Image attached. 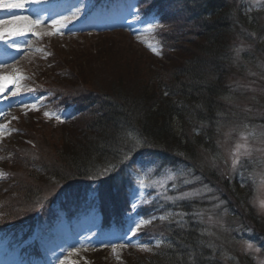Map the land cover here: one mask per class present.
<instances>
[{
  "label": "rangeland",
  "instance_id": "obj_1",
  "mask_svg": "<svg viewBox=\"0 0 264 264\" xmlns=\"http://www.w3.org/2000/svg\"><path fill=\"white\" fill-rule=\"evenodd\" d=\"M20 1L22 0H0V3ZM89 1L92 2V0ZM243 1L246 4L243 14L247 29L237 23L236 28L240 26L243 31L241 33L251 40L249 30L252 29L257 34L251 43H247L244 36L239 35L228 48L233 57L231 69L225 79L226 85L223 93L227 95L223 98L225 103L221 111L227 116L220 118L222 120L219 122L215 138L216 154L212 155L209 150H201L199 156L202 175L205 176L206 171L211 168L214 176H206L207 184H204V179L195 176L193 169L189 170L188 175L182 168L174 170L168 167H159L157 170H153L154 168L144 170L143 166L146 164L143 163L145 162H138L140 167L136 166L133 172L135 177L133 198L134 203H138L146 191L151 189L152 195L157 200L155 204L160 206L158 218L153 216L150 219L158 221H153V223H157V226L167 218L173 217V212L177 210L174 203L180 200L198 203L196 205L197 214L199 212L205 226L203 235L209 245L222 256L225 264H246L247 261L251 264H264V231H261L264 226L258 224L257 230H254L252 224H257L248 219L252 212L264 219V207H261V203L264 202V0ZM85 2V0L78 2V11L84 9ZM239 2V0H231V4H234L235 7H240ZM178 7L174 6L175 9ZM170 9H167L163 14L166 22L165 35L163 36H168L170 42L168 50L163 53L158 42H147L142 35L138 36V33L145 32V28L133 27L136 23L133 26L131 22L126 24L127 19L132 17L131 12L125 13L124 16L109 23L98 24L96 28H93L96 30L94 32H87V34L71 38H62L61 36L69 32L65 29V21L72 18L70 11L42 14L41 8L28 10L24 7L15 14L26 17L27 20L3 26L4 28L29 29L26 31L29 36L17 42V47L20 49L17 58L15 60L0 59V76L10 78L0 81L7 89L5 99L0 98V102L4 101L0 104V156L7 158L9 153L13 154L12 150L15 151L13 164L3 165L0 169H9L7 177L11 179V188L8 192L17 193L11 195L0 188V202L3 203L4 209L5 203H10L8 200L11 199V196V200L16 203L25 200L23 191L12 185V182L14 179H24L25 173L29 171L27 170L29 159L38 163L41 158L45 161L48 156L49 160H54L59 151L68 152L66 144L81 138L80 134L84 132L83 127H85L86 121H82L83 119L78 121L74 118L76 116L72 117L68 114L56 116L52 111V105L47 102V108L26 104V100L21 99L23 97L20 96L25 90V82L37 81L46 85L47 83L55 85L53 77L50 75L53 69L52 63H59L61 66L83 64L82 67L75 66L78 74L74 75V80L69 85L70 90L75 93L83 91L79 86L81 79H85L87 82L93 80L91 84L88 82L90 87L99 84L109 86L121 80H132V83H136L148 70L154 73L156 70L158 73H163L166 66H170L172 63L164 59H179L181 50L185 48L184 45L182 48L178 46L177 50H171L169 49L171 41L178 36H181V40H185L188 31L192 29L186 24L180 12L174 18L175 11H170ZM11 10L0 8V20H12ZM36 19H41V25L39 28L31 29L29 22ZM54 20L62 23L54 26ZM160 22L162 23V18L161 21L155 16L149 18L151 24ZM132 28L135 31L134 34L130 33ZM46 29H50L49 32L53 34L49 35L45 31ZM105 31L108 32L105 33ZM33 32L36 35H33ZM148 44H151L156 51H152ZM45 47L47 51L48 49L50 51L48 55L43 53ZM51 52H53L52 57ZM162 54L165 55L162 56ZM94 56L104 59L105 65H100L98 72H95L92 58ZM155 62L161 64H155ZM41 69L46 70L42 73ZM42 75H46L45 78ZM103 79L105 81H102ZM13 91L16 92L15 95L12 94ZM45 113L49 115L46 116ZM47 118L61 119L64 123L44 124L43 121ZM87 118L88 116L84 119ZM12 128L15 134L12 132ZM28 140H32L33 143ZM237 145H241V147L239 153L234 156ZM237 157L238 163L233 168V159ZM0 162H4V159ZM189 167L191 168V166ZM46 171L42 175L32 170L29 171L33 175H38L37 181L45 188V191L54 187L55 184L60 185V181L52 180L48 173L49 170ZM151 175L154 176L152 180H150ZM225 183L226 186H224ZM230 195L232 197H229ZM244 199L247 200L246 204ZM95 201L99 202L100 200L95 199ZM21 203L19 206L24 204ZM167 204L173 206L170 212L165 210ZM143 206L151 207L144 202ZM56 209L60 212L63 211L59 205ZM99 219L98 215L88 216L80 223L75 224L76 238H68L63 234L69 227L62 220L57 236L59 241L56 246L50 249L48 264H126L127 261L131 262L136 258H148L157 250L159 244L153 243L149 238L153 234L152 222L142 225L136 231V234L138 233L137 240L130 231L135 228V223L122 236L114 231L103 234L107 236L100 240L95 233ZM143 220L148 219L145 217ZM137 221L139 220L137 219ZM30 223L29 230L33 226H40L38 219H31ZM126 246L131 249L79 253L83 252L85 248L107 247L113 249Z\"/></svg>",
  "mask_w": 264,
  "mask_h": 264
},
{
  "label": "trees",
  "instance_id": "obj_2",
  "mask_svg": "<svg viewBox=\"0 0 264 264\" xmlns=\"http://www.w3.org/2000/svg\"><path fill=\"white\" fill-rule=\"evenodd\" d=\"M239 1L240 7L231 4V0H141L138 5L139 17L145 20L155 16L160 21L162 18V23H159L161 27L154 36L162 53L168 50L170 43L168 36H163L166 25L163 14L167 9L175 11L174 18L180 12L186 24L192 27L185 40L178 36L171 41L169 49L177 50L178 46L182 48L184 45L185 48L181 50L179 59H164L172 63L166 66L163 73L148 70L136 83L121 80L109 86L99 84L90 87L88 82L91 84L93 80L87 82L81 79L79 86L83 91L75 93L69 85L74 75L78 74L76 67L83 64L75 67L52 63L53 75H50L53 84L60 83L59 86L37 81L25 82V90L20 96L45 100L52 105L54 114H68L76 116L74 118L78 121H86L81 138L66 144L68 152L59 151L54 160H49L48 156L38 163L29 159L27 170L41 175L49 170L52 180L60 181L59 186L55 184L45 191L37 181L38 175L29 171L24 179L13 180L12 185L23 191L25 200L16 203L11 196L8 200L10 203H5V209L0 202V244L4 242L7 248L3 254L15 253L18 257H26L21 260L22 264L38 263L42 253L40 240L35 234L30 238V233L38 226L29 230V225L31 219H38L41 223L39 227H43L47 222L44 217H51L56 206L54 203L58 200L64 202H60L61 206L70 215L76 216L87 208L83 205L87 203L89 194H95V199L100 201L94 200L93 203L101 207L106 222L104 225L122 222L126 211L129 212L128 195L134 181L132 171L138 162H145L143 164L146 166L143 167L153 170L159 167L182 168L186 175L193 169L195 176L202 177L204 184H207L206 176H214V173L209 168L206 175H202L199 156L201 150L216 154L215 138L222 120L220 118L227 116L221 111L225 103L223 98L227 95L223 93L225 79L232 66L233 56L228 48L239 35L251 43L257 34L249 30L251 40L241 33L240 26L247 29L243 14L246 4L243 0ZM174 6L179 7L175 9ZM236 23L240 25L237 28ZM48 52L49 49L43 48L45 55ZM92 58L95 72H98L99 66L105 65L104 59ZM45 70L41 69L40 72ZM42 76L45 78L46 75ZM86 116L88 118L84 119ZM43 123L56 122L47 119ZM11 130L14 133L13 128ZM15 148L19 150L17 146ZM12 153L7 158L0 156V161L4 159L5 162H0V167L13 164L15 151L12 150ZM7 172L9 169H0L3 174L0 188L8 192L11 179L7 177ZM153 178L151 175L150 180ZM149 191L144 203L151 207H145L142 203L139 214L146 219L153 216L157 219L160 206L155 204L157 200L154 196L152 198L151 189ZM8 193L17 194L14 191ZM244 200L246 204L247 200ZM21 202L24 204L19 206ZM173 205L177 208L173 217L158 226L153 223L156 220L151 221L153 234L149 238L159 244L157 250L148 258H136L126 264H225L222 256L203 235L205 226L199 212L197 214L198 203L180 200ZM171 208L173 206L167 204L165 210L170 212ZM248 219L257 224H252L254 230H257L258 224L264 226V219L253 212ZM49 224H52L51 218ZM38 231L36 229L35 233ZM261 231H264V227ZM9 238L13 241H8ZM246 264L251 263L247 261Z\"/></svg>",
  "mask_w": 264,
  "mask_h": 264
},
{
  "label": "snow or ice",
  "instance_id": "obj_3",
  "mask_svg": "<svg viewBox=\"0 0 264 264\" xmlns=\"http://www.w3.org/2000/svg\"><path fill=\"white\" fill-rule=\"evenodd\" d=\"M25 5L23 3H20V2H11V3H0V8H7V9H22L24 8ZM67 19V18H65ZM20 20H27L26 17H23L19 14H13V19L10 20V21H4V20H0V40H3L5 38V36H11V35H22L25 31L29 30V29H26V28H4L3 26L6 25V24H16L18 21ZM41 19H36L34 21H30L29 24H30V28L31 29H35V28H39L40 25H41ZM62 22L60 21H53V25H58V24H61ZM157 25H154V24H149V29L153 28V27H156ZM49 35L53 34V33H48ZM33 35H36L35 32H33ZM10 47H12V45H9ZM148 47L152 50V51H156L151 44H148ZM17 51H20L19 47H17ZM156 54H159V53H156ZM10 79L9 77H6V76H0V81H6ZM14 80L16 79H19V78H12ZM7 91L6 87L4 86L3 83H0V93H3ZM31 91V90H30ZM13 95L16 94L15 91H13L12 93ZM35 107V106H33ZM45 115H49L48 113H45ZM241 145H237L236 146V150L234 152V156H236L237 153H239V149H240ZM238 163V157L233 159V168L236 167ZM0 175H3L2 173H0ZM138 207V205L136 203H133L132 204V208L133 209H136ZM261 207H264V202L261 203ZM151 223V220L148 219V220H139L137 222H135V228L134 229H130V231H132L133 235L136 234V231L138 229H140V227L142 225H145V224H150Z\"/></svg>",
  "mask_w": 264,
  "mask_h": 264
}]
</instances>
